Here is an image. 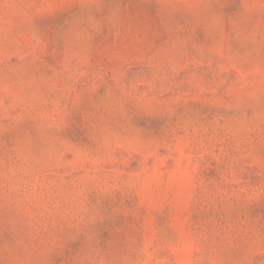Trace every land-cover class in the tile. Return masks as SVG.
<instances>
[{
  "label": "rangeland",
  "instance_id": "obj_1",
  "mask_svg": "<svg viewBox=\"0 0 264 264\" xmlns=\"http://www.w3.org/2000/svg\"><path fill=\"white\" fill-rule=\"evenodd\" d=\"M0 264H264V0H0Z\"/></svg>",
  "mask_w": 264,
  "mask_h": 264
},
{
  "label": "clouds",
  "instance_id": "obj_2",
  "mask_svg": "<svg viewBox=\"0 0 264 264\" xmlns=\"http://www.w3.org/2000/svg\"><path fill=\"white\" fill-rule=\"evenodd\" d=\"M106 6V5H105Z\"/></svg>",
  "mask_w": 264,
  "mask_h": 264
}]
</instances>
